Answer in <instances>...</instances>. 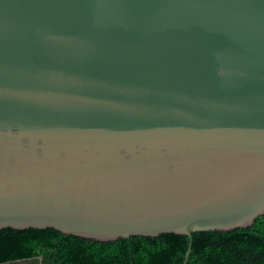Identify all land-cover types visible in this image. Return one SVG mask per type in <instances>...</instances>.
Listing matches in <instances>:
<instances>
[{
	"label": "water",
	"instance_id": "1",
	"mask_svg": "<svg viewBox=\"0 0 264 264\" xmlns=\"http://www.w3.org/2000/svg\"><path fill=\"white\" fill-rule=\"evenodd\" d=\"M263 215L264 0H0V231Z\"/></svg>",
	"mask_w": 264,
	"mask_h": 264
},
{
	"label": "trees",
	"instance_id": "2",
	"mask_svg": "<svg viewBox=\"0 0 264 264\" xmlns=\"http://www.w3.org/2000/svg\"><path fill=\"white\" fill-rule=\"evenodd\" d=\"M188 246L174 234L94 243L53 229H4L0 264H183ZM186 264H264V215L248 229L193 234Z\"/></svg>",
	"mask_w": 264,
	"mask_h": 264
}]
</instances>
